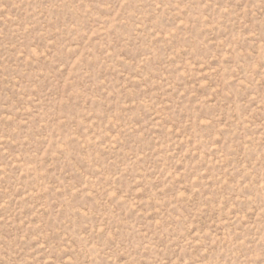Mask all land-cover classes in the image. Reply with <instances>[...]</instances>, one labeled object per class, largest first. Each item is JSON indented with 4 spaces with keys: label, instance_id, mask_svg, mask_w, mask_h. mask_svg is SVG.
<instances>
[{
    "label": "rangeland",
    "instance_id": "1",
    "mask_svg": "<svg viewBox=\"0 0 264 264\" xmlns=\"http://www.w3.org/2000/svg\"><path fill=\"white\" fill-rule=\"evenodd\" d=\"M0 264H264V0H0Z\"/></svg>",
    "mask_w": 264,
    "mask_h": 264
}]
</instances>
